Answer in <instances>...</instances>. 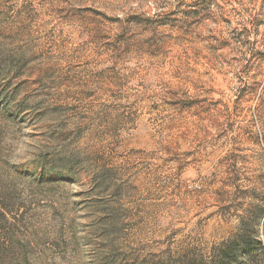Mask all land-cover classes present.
I'll use <instances>...</instances> for the list:
<instances>
[{
    "label": "rangeland",
    "instance_id": "rangeland-1",
    "mask_svg": "<svg viewBox=\"0 0 264 264\" xmlns=\"http://www.w3.org/2000/svg\"><path fill=\"white\" fill-rule=\"evenodd\" d=\"M264 264V0H0V264Z\"/></svg>",
    "mask_w": 264,
    "mask_h": 264
},
{
    "label": "trees",
    "instance_id": "trees-1",
    "mask_svg": "<svg viewBox=\"0 0 264 264\" xmlns=\"http://www.w3.org/2000/svg\"><path fill=\"white\" fill-rule=\"evenodd\" d=\"M241 247H248V243L246 240L243 239V241L240 242L237 240L234 241L230 246H227L221 250L219 259L214 262V264H231L232 261H234V258H236V254Z\"/></svg>",
    "mask_w": 264,
    "mask_h": 264
}]
</instances>
